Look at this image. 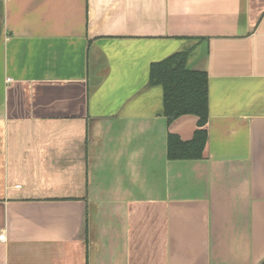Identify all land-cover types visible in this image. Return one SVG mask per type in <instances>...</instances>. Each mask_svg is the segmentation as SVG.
Instances as JSON below:
<instances>
[{"label": "crops", "instance_id": "obj_1", "mask_svg": "<svg viewBox=\"0 0 264 264\" xmlns=\"http://www.w3.org/2000/svg\"><path fill=\"white\" fill-rule=\"evenodd\" d=\"M207 74L169 160L151 63ZM0 264L264 262V0H0Z\"/></svg>", "mask_w": 264, "mask_h": 264}, {"label": "trees", "instance_id": "obj_2", "mask_svg": "<svg viewBox=\"0 0 264 264\" xmlns=\"http://www.w3.org/2000/svg\"><path fill=\"white\" fill-rule=\"evenodd\" d=\"M186 60L187 53L180 51L151 63L149 68L150 83L162 87L163 114L167 123L186 114L198 118L197 129L190 140L184 141L176 134H168L166 154L169 160L201 158L207 140V74L188 69Z\"/></svg>", "mask_w": 264, "mask_h": 264}, {"label": "built area", "instance_id": "obj_3", "mask_svg": "<svg viewBox=\"0 0 264 264\" xmlns=\"http://www.w3.org/2000/svg\"><path fill=\"white\" fill-rule=\"evenodd\" d=\"M0 239L3 240L4 239V235H0Z\"/></svg>", "mask_w": 264, "mask_h": 264}]
</instances>
